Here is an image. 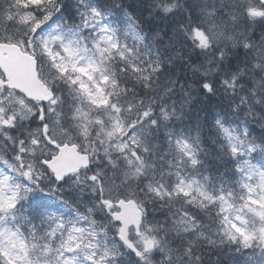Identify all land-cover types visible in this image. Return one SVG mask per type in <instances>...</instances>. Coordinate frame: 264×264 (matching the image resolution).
Here are the masks:
<instances>
[{
  "label": "snow or ice",
  "instance_id": "1",
  "mask_svg": "<svg viewBox=\"0 0 264 264\" xmlns=\"http://www.w3.org/2000/svg\"><path fill=\"white\" fill-rule=\"evenodd\" d=\"M0 264H264V0H0Z\"/></svg>",
  "mask_w": 264,
  "mask_h": 264
}]
</instances>
